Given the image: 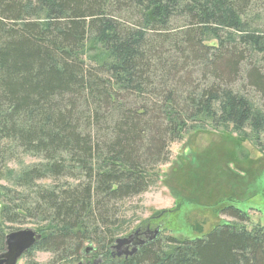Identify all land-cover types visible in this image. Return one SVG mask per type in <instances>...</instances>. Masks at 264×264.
Masks as SVG:
<instances>
[{
    "label": "trees",
    "instance_id": "1",
    "mask_svg": "<svg viewBox=\"0 0 264 264\" xmlns=\"http://www.w3.org/2000/svg\"><path fill=\"white\" fill-rule=\"evenodd\" d=\"M260 7L264 0H0V182L17 156L39 160L17 181L27 193L0 202V253L10 224L28 219L39 235L30 249L56 260L85 259L87 243L95 246L85 264H264L259 225L223 224L203 238H155L126 258L111 255L120 203L158 180L169 145L188 129L230 125L264 152L253 96L264 94V33L250 18ZM88 44L96 61L85 57ZM44 179L50 185L37 184ZM221 212L245 220L235 206Z\"/></svg>",
    "mask_w": 264,
    "mask_h": 264
},
{
    "label": "rangeland",
    "instance_id": "2",
    "mask_svg": "<svg viewBox=\"0 0 264 264\" xmlns=\"http://www.w3.org/2000/svg\"><path fill=\"white\" fill-rule=\"evenodd\" d=\"M260 8L250 18L264 33V8ZM93 47L91 44L86 46L85 57L96 61L95 52L99 51ZM257 60L264 63L261 55ZM245 62L241 65L242 72L236 84L243 83ZM197 78L198 75L193 76V79ZM253 96L255 104L264 111V94ZM246 132L250 134L248 129ZM251 137L242 139L230 125L215 128L206 124L188 129L180 140L169 145V159L157 169L158 180L146 192L120 203L118 212L124 221L116 238L138 232V239H146L143 232L152 234L158 230L156 238L165 243L168 236L178 240L203 238L223 224L248 230L257 225L264 226V152ZM38 162L27 153L7 164L5 178L0 182V202L10 191L27 193L17 181L23 169ZM177 175L182 184L175 182ZM188 182L200 184L196 188L197 193L182 189V185ZM49 183L48 179L37 181L38 185ZM228 205L238 208L245 220L220 213ZM10 225L9 232L25 228L36 230L35 223L28 219ZM4 226H9V223H4ZM93 246L95 244L84 245L86 254L93 250ZM112 250L114 258L125 257L124 254L117 256V250L111 246ZM94 259L101 260V257ZM72 260H56V255L32 248L18 259L17 264H85L82 260Z\"/></svg>",
    "mask_w": 264,
    "mask_h": 264
},
{
    "label": "water",
    "instance_id": "3",
    "mask_svg": "<svg viewBox=\"0 0 264 264\" xmlns=\"http://www.w3.org/2000/svg\"><path fill=\"white\" fill-rule=\"evenodd\" d=\"M136 233L138 234V232H135L132 236L115 239L114 244L112 245V249L117 250V256H121V254H124L125 257L133 255L139 249V247H141L148 241H152L153 239H155L158 230H155L151 234V236H148L146 239H138L136 237ZM38 238V233L35 229L32 228L19 229L9 232L6 235L5 239V250L0 253V264H17L18 259L28 249L33 247ZM120 249H123V251H119ZM86 250L88 251L89 248H87ZM111 255H115L113 250L111 251ZM78 264L82 263L79 262Z\"/></svg>",
    "mask_w": 264,
    "mask_h": 264
},
{
    "label": "flooded vegetation",
    "instance_id": "4",
    "mask_svg": "<svg viewBox=\"0 0 264 264\" xmlns=\"http://www.w3.org/2000/svg\"><path fill=\"white\" fill-rule=\"evenodd\" d=\"M143 233L145 235H147L146 237L151 236V234H148L147 232H143ZM119 251H123V250H119ZM92 253H93V251H90V253L88 255H85V257H86L85 259H80V260L85 262L86 260L91 259V257L93 256Z\"/></svg>",
    "mask_w": 264,
    "mask_h": 264
}]
</instances>
